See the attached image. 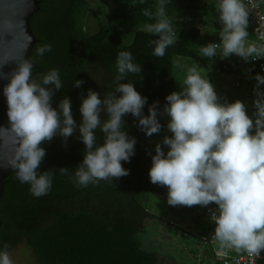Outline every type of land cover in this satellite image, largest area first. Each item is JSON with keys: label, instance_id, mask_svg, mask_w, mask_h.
I'll return each instance as SVG.
<instances>
[{"label": "clouds", "instance_id": "1", "mask_svg": "<svg viewBox=\"0 0 264 264\" xmlns=\"http://www.w3.org/2000/svg\"><path fill=\"white\" fill-rule=\"evenodd\" d=\"M144 0H140L143 3ZM251 2V0H250ZM136 0H133V4ZM170 0H158L155 10L144 8L147 21L140 30L157 37L152 55L163 57L166 49L178 40V28L168 15ZM215 10L220 29L219 43L209 42L199 46L202 57L221 59L236 55L245 62L264 59V43L249 42V10L244 0H217ZM202 31V28H201ZM260 39L264 41V36ZM218 50H220L218 52ZM51 51L50 44L38 46L36 53L43 56ZM214 61V60H213ZM33 63L24 59L0 79L6 98L9 127L0 129L14 134V151L8 166L16 178L30 186L35 197L49 193L54 172L38 171L46 156L41 147L59 135L64 146L78 130V139L85 145L83 159L75 167L74 179L78 187L98 184L102 180L120 179L130 174L122 166L135 154V137L129 136L124 117L131 115L146 137L159 134L162 124L158 116L170 118L165 136L155 146L149 169L150 182L168 189L167 203L171 206H208L209 219L214 223L212 238L221 248L246 252L249 257L264 252V76L253 78L255 111L248 114L246 105L239 99L228 102L218 96L214 85L202 75L201 66L193 63L184 67L173 62V69L184 72L178 91L165 97L161 109L159 101L148 106L134 83L126 80L129 73L141 74V65L133 62L128 51H120L116 59L115 87L101 94L92 89L81 96L79 112L81 121H75L71 99L62 98L56 107L52 98L64 88L58 69L33 75ZM83 80L73 86L82 87ZM102 113L107 119H102ZM104 134L103 144L97 143L95 130ZM168 148L165 153L164 147ZM67 174V168L59 169ZM0 264H13L4 244L0 249Z\"/></svg>", "mask_w": 264, "mask_h": 264}, {"label": "trees", "instance_id": "2", "mask_svg": "<svg viewBox=\"0 0 264 264\" xmlns=\"http://www.w3.org/2000/svg\"><path fill=\"white\" fill-rule=\"evenodd\" d=\"M179 1L170 0L168 5V15L173 22ZM188 1L186 6L192 7L196 0ZM157 2L40 0L39 9L30 17L31 29L38 39L31 59L36 64L34 76L53 68L59 70L65 86L55 92L52 106L56 107L62 98L69 97L73 118L79 124L81 96H86L87 90L92 89L103 98L104 93L113 90L118 74L117 55L120 51H128L142 71L140 75L129 73L122 82L134 83L136 90L147 97L144 115L148 114V106L153 102L159 101L162 109L165 97L178 91L182 82L174 75L176 58H194L203 63L210 58L202 57L199 51V46L205 45L200 27L189 28L186 39L178 38L163 57L152 55L154 45L150 41L157 37L141 31L140 26L147 21L142 15L143 9L154 11ZM215 4L205 3V13L213 27L219 30L221 25ZM90 11L98 21L96 31L92 33L85 30ZM247 30L252 33L250 28ZM211 37L212 42H219L218 35ZM44 44H50L51 51L38 56L36 49ZM225 65L222 62L220 69L226 72ZM75 80L85 83L76 88L73 86ZM209 80L217 92V83ZM101 115L102 119H107L105 113ZM158 119L162 124L161 139L151 141L130 114L125 116V128L129 136L136 139L134 156L130 162H121L130 174L87 187H78L73 175L85 150V145L78 139V130L68 138L67 146L59 135L51 142L43 143L41 147L46 150V156L38 171L54 172L51 190L45 196L35 197L30 186L21 183L15 172L5 175L0 200V249L7 244L9 251L25 242L31 247L37 264H160L157 252L144 248L139 236L145 219L159 217L146 209L140 196L146 191L161 194L166 188L152 184L148 175L156 144L172 135L167 129L170 118L158 116ZM95 134L97 143L103 144L104 134L99 129ZM162 147L166 153L167 147ZM62 167L67 168V174H60Z\"/></svg>", "mask_w": 264, "mask_h": 264}, {"label": "rangeland", "instance_id": "3", "mask_svg": "<svg viewBox=\"0 0 264 264\" xmlns=\"http://www.w3.org/2000/svg\"><path fill=\"white\" fill-rule=\"evenodd\" d=\"M259 1L264 11V0ZM188 2V0H180L177 4L173 24H176L178 28V38L186 39L189 28L200 27L204 34L205 44L212 42L211 35H218V30L213 27L209 15L205 13V3L214 2V0H196L192 7L186 6ZM97 22L90 11L87 15L85 30L90 33L95 32ZM252 38L249 34V42ZM175 61L185 68L194 62L199 64L202 75L217 83V94L221 102L227 100L231 103L239 99L246 105L250 116L255 111L252 107L253 87L256 84L253 77L260 73L253 61L245 62L236 55L224 59L217 56L206 63L186 57H177ZM222 62L231 65V72L220 69ZM174 75L182 81L184 72L181 68H176ZM261 89L264 90V85H261ZM147 138L151 141H159L161 136L154 134ZM167 192L168 189L165 188L161 194L146 191L140 196V201L146 209L159 216L144 220L142 231L139 233L142 246L157 252L160 264H194L196 253L199 250L197 236L208 235L212 229L202 216L205 206L182 205L179 209H172L167 203ZM170 222L175 224H170ZM9 253L13 264H37L31 247L25 242L10 249Z\"/></svg>", "mask_w": 264, "mask_h": 264}, {"label": "water", "instance_id": "4", "mask_svg": "<svg viewBox=\"0 0 264 264\" xmlns=\"http://www.w3.org/2000/svg\"><path fill=\"white\" fill-rule=\"evenodd\" d=\"M40 0H0V76L8 74L16 63L31 59L32 49L38 39L35 37L30 17L39 9ZM7 80L0 79V129L9 127L6 98L3 86ZM14 134L0 130V200L4 191V178L15 172L8 166L14 151ZM1 224V219H0Z\"/></svg>", "mask_w": 264, "mask_h": 264}, {"label": "built area", "instance_id": "5", "mask_svg": "<svg viewBox=\"0 0 264 264\" xmlns=\"http://www.w3.org/2000/svg\"><path fill=\"white\" fill-rule=\"evenodd\" d=\"M244 3L249 10V26L254 35L257 43H264L260 39L264 36V11L259 0H244ZM219 43V42H216ZM258 72L264 76V59L253 61ZM226 70L229 69L225 65ZM217 206H206L202 215L204 219L212 225V231L208 235H201L198 237L199 245L198 252L196 253L194 264H264V252L261 253L259 258L249 257L246 252H237L234 249L221 248L212 235L214 233L215 225L210 222V210H215ZM218 245V246H217Z\"/></svg>", "mask_w": 264, "mask_h": 264}, {"label": "crops", "instance_id": "6", "mask_svg": "<svg viewBox=\"0 0 264 264\" xmlns=\"http://www.w3.org/2000/svg\"><path fill=\"white\" fill-rule=\"evenodd\" d=\"M214 2H217V1L214 0ZM248 32H249L250 35H252V33H251L250 31H248ZM252 37H253V38H252L251 42H256V41H255V38H254V35H252ZM225 63H226V62H225ZM226 64H227V66L229 67V69L226 70V72H231V70H232L231 65L228 64V63H226ZM208 226H209V225H208ZM209 227H210V229L212 228L211 226H209ZM211 231H212V229H211ZM211 231H210V232H211Z\"/></svg>", "mask_w": 264, "mask_h": 264}]
</instances>
